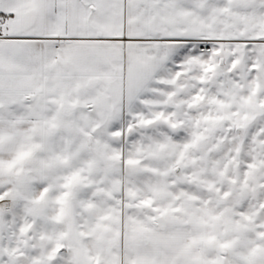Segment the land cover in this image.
<instances>
[{"label": "snow or ice", "instance_id": "snow-or-ice-1", "mask_svg": "<svg viewBox=\"0 0 264 264\" xmlns=\"http://www.w3.org/2000/svg\"><path fill=\"white\" fill-rule=\"evenodd\" d=\"M0 264H264V0H0Z\"/></svg>", "mask_w": 264, "mask_h": 264}]
</instances>
